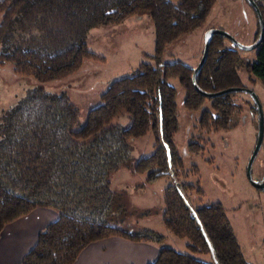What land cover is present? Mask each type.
<instances>
[{"label":"trees","instance_id":"1","mask_svg":"<svg viewBox=\"0 0 264 264\" xmlns=\"http://www.w3.org/2000/svg\"><path fill=\"white\" fill-rule=\"evenodd\" d=\"M216 0H0V66L10 63L17 75L43 82L60 80L79 70L84 60L105 58L87 46L96 26L121 23L131 15L149 13L154 27V51L133 74L113 80L99 96L101 103L88 111L75 128L78 107L65 94L33 92L7 115L0 138V232L5 225L38 207L50 208L58 218L39 231L35 244L20 264H74L89 244L109 237L131 241H161L152 229L129 232L107 222L114 191L110 174L129 159L130 139L152 131L153 154L135 164L148 179L184 169L173 137L179 128L177 79L184 90V106L199 109L201 130H229L235 111V91L206 97L192 83L193 67L166 62L170 43L200 28ZM264 22V1H257ZM251 7V6H250ZM252 8V7H251ZM254 11V10H253ZM255 14V12H254ZM256 18V37L259 23ZM214 34L207 58L196 75L201 92L214 93L245 87L238 68L264 85V35L256 60H245L240 50ZM253 77V78H252ZM131 115L123 128L111 124L121 112ZM191 144V150L198 148ZM194 185L171 184L164 189L162 222L175 236L187 238L194 254H209L211 262L160 246L147 264H251L237 242L225 208L214 202L194 207L189 193ZM198 193H202L198 189Z\"/></svg>","mask_w":264,"mask_h":264},{"label":"rangeland","instance_id":"2","mask_svg":"<svg viewBox=\"0 0 264 264\" xmlns=\"http://www.w3.org/2000/svg\"><path fill=\"white\" fill-rule=\"evenodd\" d=\"M255 27V14L246 0H216L200 28L167 45L164 60L180 61L194 68L200 61L208 30L221 29L239 43L251 45L255 40L250 39L249 34ZM226 45L232 47V42L226 40ZM87 46L105 60H84L79 70L60 80L43 82L15 74L10 63L0 66V138L10 110L33 92L67 94L78 107L74 127H81L88 111L101 103L100 94L113 80L133 74L139 63L148 61L146 54L154 51L152 19L149 13L143 12L115 25L96 26L88 33ZM240 54L245 60H256V49L240 50ZM238 73L245 88L257 96L264 121V85L256 78L252 80L243 65ZM170 83L177 89L179 122L173 142L184 169L178 177L168 174L149 180L147 173L135 172L134 166L141 157L154 153L155 135L149 131L130 139L129 159L109 177L114 198L107 222L129 232L152 229L163 236L161 241H154L158 248L168 246L211 262L209 254L192 253L187 247L188 239L175 236L162 222L164 189L186 182L194 185L189 193L191 205L201 207L219 202L225 208L246 261L264 264V190L254 188L247 176L259 131V112L253 96L246 91L236 92L232 97L236 105L231 116L232 127L208 132L199 128L198 120L201 112L210 108V101L205 100L197 110H188L184 106V90L177 79H171ZM131 120L129 113L121 111L111 124L126 128ZM193 142L197 151L191 150ZM263 172L264 134L250 175L256 179ZM198 189L202 193H198ZM22 228L6 225L0 232V264H20L22 256L35 244L38 230L45 227H34V236L23 233Z\"/></svg>","mask_w":264,"mask_h":264},{"label":"crops","instance_id":"3","mask_svg":"<svg viewBox=\"0 0 264 264\" xmlns=\"http://www.w3.org/2000/svg\"><path fill=\"white\" fill-rule=\"evenodd\" d=\"M256 30L257 27L249 34L253 41ZM57 216L58 214L50 208L38 207L7 225L19 230L23 227V233L34 236V227H45L56 220ZM39 231L41 229L38 233ZM158 249L153 241H131L121 237H109L87 245L74 264H147L156 258Z\"/></svg>","mask_w":264,"mask_h":264},{"label":"water","instance_id":"4","mask_svg":"<svg viewBox=\"0 0 264 264\" xmlns=\"http://www.w3.org/2000/svg\"><path fill=\"white\" fill-rule=\"evenodd\" d=\"M246 2L254 10V12L256 14V17H257V20H258V23H259V35H258L257 40L254 43H252L251 45H243V44L239 43L238 41H236L229 33L225 32V31H223L221 29H210V30H208L205 33V36H204V46H203V52H202L200 61L197 64V66L193 68L192 83H193L195 89L198 92H200L202 95L206 96V97H216V96H219L221 94L229 93V92H232V91H235V92L246 91V92L250 93L253 96V98H254V100L256 102L257 108H258V112H259V131H258L256 145L254 147V150H253V152L251 154V157L249 159L248 166H247V176L251 180L250 167H251V164L253 162V159L255 158V156H256V154H257V152H258V150H259V148H260V146L262 144L263 134H264L263 113H262L261 105H260V102H259L257 96L255 95V93L252 90L247 89L245 87H242V88H229V89L221 90L219 92L206 93V92H201L199 90V88L197 87V85H196V75H197L199 69L203 66V64H204V62H205V60L207 58L209 43H210L211 38H212V36L214 34H219V35H222V36L226 37L239 50L256 49L258 47V45L260 44V42L262 41L263 35H264V22H263L262 15H261V12L259 10V7L257 5V2L255 0H246ZM253 183L256 184L255 182H253ZM256 186L263 188L264 187V183L261 184V185H256Z\"/></svg>","mask_w":264,"mask_h":264},{"label":"flooded vegetation","instance_id":"5","mask_svg":"<svg viewBox=\"0 0 264 264\" xmlns=\"http://www.w3.org/2000/svg\"><path fill=\"white\" fill-rule=\"evenodd\" d=\"M253 160H254V159H253ZM253 182H255L256 184H254ZM250 183H251V185H252L254 188L259 189V190H264V187L262 188V187H258V186H256V185H261V184L264 183V172L261 173V174H259V176H258L256 179H253V178L251 177Z\"/></svg>","mask_w":264,"mask_h":264},{"label":"built area","instance_id":"6","mask_svg":"<svg viewBox=\"0 0 264 264\" xmlns=\"http://www.w3.org/2000/svg\"><path fill=\"white\" fill-rule=\"evenodd\" d=\"M256 2L259 1V0H255Z\"/></svg>","mask_w":264,"mask_h":264}]
</instances>
